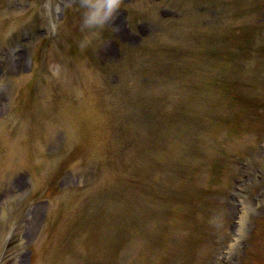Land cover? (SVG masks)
<instances>
[{
    "label": "rangeland",
    "instance_id": "1",
    "mask_svg": "<svg viewBox=\"0 0 264 264\" xmlns=\"http://www.w3.org/2000/svg\"><path fill=\"white\" fill-rule=\"evenodd\" d=\"M198 1L118 0L112 9L110 0H0V209L7 211V217L0 220V264L51 261L47 255H53L49 252L51 248L48 249L52 246L51 237L45 240L44 236L55 221L48 220L53 203L62 200L75 203V196L80 195L88 196L90 206L91 192L113 189V179L107 187L95 184L105 179L106 173H119L122 231L144 220L146 223L148 219L162 228L161 220L167 219L168 206L173 208V203H178L181 196L170 186L166 176L163 177L162 169L177 149L189 146L184 136L193 128L191 124L198 114L209 112L205 131L187 137L195 154L222 146L209 134L215 125L209 121L215 106L217 109L225 107L226 112H236L242 119L257 122L264 128V43L254 47L256 38L264 37V0H211L201 4ZM200 5H203L201 19L197 15ZM73 9L80 19L73 20L71 35L77 25L78 36H86V26L91 19L90 44H84L92 57L89 63L77 58L82 48L77 43L78 38L69 45L60 41L72 20ZM55 15L58 24L51 26V16ZM115 15L120 19L113 24ZM229 23L232 27L227 26ZM246 23L247 29H240ZM54 26L57 28L54 38L43 34L44 28ZM210 26L218 27L213 33L217 42L231 33L240 36V41L229 38L236 43L235 53L233 44L229 48L225 42L201 44L210 37L206 29ZM188 28L195 29L194 57L190 56V49H184L185 57L191 60L178 64L171 61L167 69L160 63L148 74V69H144L148 58V52L143 54L145 47L155 40L173 42V33L186 32ZM211 48L217 52H212ZM99 51L104 52L102 62L98 59ZM248 63L250 66L244 68ZM87 64L91 69L82 70ZM184 65L192 69L180 68ZM178 71H187L188 77L178 80ZM201 72L205 88L196 94ZM218 82L222 86L215 97ZM234 83L238 86L236 92ZM90 88L98 90L102 96L104 105L100 112L96 111L102 118L99 123L84 120L78 128H71V123L61 114L62 108L57 106L59 96L69 93L71 98L80 97L83 90ZM191 91L197 99L187 106L191 109H186L185 116L181 110L188 104L185 95ZM16 97L17 101L24 97L28 100L16 106ZM26 102L28 109H23ZM170 106L180 108L181 115L171 111ZM21 118L31 122L24 131L15 129L16 119ZM159 122L158 136L152 130ZM5 127L11 129L12 139L6 135ZM138 147H142L141 159ZM247 153L249 168L241 171L237 165L236 173L231 175L241 177L240 180L243 175H249L252 183L259 182L253 183L246 197L238 201L237 192L231 189L228 196L225 192L209 195L211 199L207 203L200 197L198 209L194 203L188 206L193 214L198 213V221L204 223L203 235L209 236L212 248H208L199 262L196 257L193 264L216 261L218 253L234 237L242 205H247L251 211L248 237L242 241L234 258L220 262L244 264L251 255L246 250L249 245L253 247L252 252L264 250V241H260L264 236V208H255L258 198L264 203V150L251 149ZM185 154L187 158L194 156L190 155V150ZM245 157L246 154L243 159ZM32 173L43 180L37 193L30 196L25 187ZM55 195L52 200L50 197ZM131 210L133 212L129 213ZM115 213H119L118 205L110 207L108 204L103 215ZM59 214L62 216L61 210ZM258 222L261 228L255 236L254 227ZM182 231V234H172L167 249L144 252V256L153 264H182V253L177 254L179 251L175 249H182L184 243L183 251L190 252L189 227ZM131 239L120 250L124 253L119 264H131L134 252L139 253L147 244L137 248L135 240ZM71 252V264H83L86 249L74 248ZM248 260V264H254ZM92 261L93 264L106 262L104 257L101 260L94 257Z\"/></svg>",
    "mask_w": 264,
    "mask_h": 264
},
{
    "label": "clouds",
    "instance_id": "2",
    "mask_svg": "<svg viewBox=\"0 0 264 264\" xmlns=\"http://www.w3.org/2000/svg\"><path fill=\"white\" fill-rule=\"evenodd\" d=\"M117 2L118 0H110V7L114 9L116 7ZM90 22H91V19H90Z\"/></svg>",
    "mask_w": 264,
    "mask_h": 264
},
{
    "label": "bare ground",
    "instance_id": "3",
    "mask_svg": "<svg viewBox=\"0 0 264 264\" xmlns=\"http://www.w3.org/2000/svg\"><path fill=\"white\" fill-rule=\"evenodd\" d=\"M33 222H34V221H33ZM33 222L30 223L31 228L34 227ZM98 225L101 227V226H102V223H100V221H98ZM106 231H107V228H106ZM104 239H105V236L103 237V240H104Z\"/></svg>",
    "mask_w": 264,
    "mask_h": 264
}]
</instances>
